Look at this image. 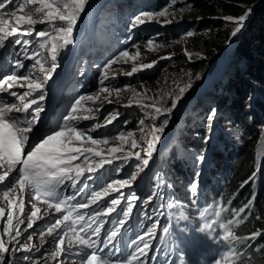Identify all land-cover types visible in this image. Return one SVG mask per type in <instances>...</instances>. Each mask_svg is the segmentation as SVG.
<instances>
[{
    "label": "rangeland",
    "instance_id": "rangeland-1",
    "mask_svg": "<svg viewBox=\"0 0 264 264\" xmlns=\"http://www.w3.org/2000/svg\"><path fill=\"white\" fill-rule=\"evenodd\" d=\"M105 1L90 0L86 13L82 14V20L78 23L75 31L74 43L63 49H58V67L53 73L52 79L45 85L46 98L42 102L43 111L39 115V123L30 135L28 144H35L44 132L54 128L60 116L67 112L69 106L78 96L89 94H99L101 99L97 103L89 102L87 104L88 107L94 110L95 120L81 121L78 125L81 130H91L93 124L103 123L104 118L110 113H119L118 118L112 124L90 131V134L96 138H103L115 137L121 132H134V138L139 139V121L145 119V112L138 107V104H150L152 101L148 97L167 96L169 93L174 94L178 87H183L191 82V88L184 94L183 99L174 109L171 116L168 117L169 123L164 131L159 134L160 140L156 144V151L153 153L149 164L142 170L136 171L137 179L130 188L122 190L126 194L135 193L139 197L138 200L133 202L134 206L130 217L134 218L137 223H144L150 219L152 221L150 228L154 225L156 226L155 233L145 238L150 244L151 250L146 257H141V259L145 261V264H170L171 257L169 254L161 251L160 255L156 256L158 238L155 234L167 226L170 227L171 223L173 229L179 230V224L172 214L177 202V195L188 193L190 197L194 198L198 195V191H201L202 183L205 185V191L212 188L215 184V181H213L215 174L213 165L212 167L207 165L209 155L212 152L213 157L219 153H223L224 157L226 155L231 156L237 150V147L245 145L246 134L243 133L239 125H235L232 130L228 129L230 128L231 116L235 117L239 109L224 111L223 113L226 117L222 121L218 119L219 110L215 114L216 120L215 118L212 120L208 119L210 111L205 114V119H202V116L197 118L192 116L189 121L184 119V115L190 111L194 99L196 97L200 98V96L209 91V88L204 90L203 88H197L199 82L197 77L200 78L202 75L200 73L197 74L193 70V63L204 58V54L200 50H192L190 48L192 36L200 32L195 27L206 18L202 14L197 13L195 5L190 0H127L118 2L112 10L103 7ZM141 1L149 3L150 8H142L133 12ZM16 8L10 7L4 11V18L14 21V17H8L6 13ZM129 11L133 12L131 16H129ZM162 11L166 12L165 16L158 15ZM140 13H154L157 15H154L150 22L130 30L132 18ZM22 14L17 11V15ZM85 17H87L88 25H86ZM35 30L52 31L48 25L39 23L35 25ZM17 38L21 41L31 42L27 49L29 52L39 50L43 56L48 57V48H40L39 45L42 40L34 34H20L9 37L5 41L4 46L0 47V69H3V71H0V78L11 74L13 71L20 75L27 74V69L32 64L31 60L24 59L21 55L24 45L14 44ZM149 40L153 41L151 50L149 49ZM185 49L193 54L191 60L184 55ZM124 50H128L133 54L137 50L141 52V55L135 61L136 65L153 61H157V63L150 69H143L132 76H126L123 72L131 70L132 62L127 64L121 62L113 66L114 69L118 70L116 78L108 79L102 85L100 83L102 66ZM169 56L171 59H161V57ZM16 60H23L25 68L16 69ZM212 61H215V57L212 58ZM57 77L60 78L56 79ZM62 81L66 83L62 84ZM55 86L56 97L58 96L59 100L55 102V107H53L55 111L48 113L52 87ZM126 86L130 87L124 90ZM102 87L119 88L121 91L118 96L113 91L109 97L111 100V103H109L108 100L104 99L108 94L100 92ZM12 90L18 93L24 91V89L18 87ZM133 90L137 93L144 92L146 95L143 97L134 95ZM0 97L8 98L9 102L15 99L6 92H0ZM129 104L131 106H128ZM206 104L213 107L215 105V97L213 96ZM203 107H197L196 113L200 112ZM96 109H99V111H95ZM183 121L187 127H190L191 133L188 132L185 135L184 131L181 130L180 127ZM155 122L159 123L160 121ZM151 123V120H146V124ZM188 123H197L198 126L191 128L192 125H187ZM253 125L258 136L256 152L259 169L264 162V126L261 125V122ZM199 128L205 130V135L202 136L204 137L202 138L204 142L202 150L206 155V160L196 163V156L200 154V150L195 145L196 142L192 141V138L195 137L196 141L199 139L200 135H197L198 132H194V130H199ZM191 142L192 144L190 145ZM115 144H119V141L110 140L108 145L100 147L106 149ZM136 151H140V149H136ZM142 155H144L143 152ZM96 159L99 160L98 157ZM219 160H221V157L217 162ZM137 163L139 162L134 157L131 161L123 163L119 160L113 161L111 165H105L102 169H97L94 174H91V178H82L76 188H73L70 182H66L67 186L64 189L69 192L70 196L75 195L76 199L72 203L84 202L93 191L105 188L112 181L129 178ZM197 173H199L198 176L196 175ZM258 174L259 171L257 172ZM89 175L85 173V177ZM187 175H192L189 181L185 178ZM209 176H212L210 181ZM194 181L197 182V185L198 183L200 185L195 193L190 189V185ZM6 186V184L0 185V191ZM153 193H158V195H153ZM119 195L120 193L112 192L108 197L103 198L98 204L92 205L90 208H95L96 205L103 208L110 203L111 199L118 198ZM149 197H151V201L146 202ZM5 204L6 202L0 199V206H5ZM38 206L45 207L40 204ZM127 207L128 203L124 201L118 206L117 212L113 214L122 218L121 213ZM216 208L212 207L203 211V215H201L203 218L202 227H204L205 223L217 220L214 215ZM60 215L55 214L54 210H49L48 214L35 222L33 228L28 229L26 223L21 224L19 226L22 230L21 236L17 238L19 244L36 245V247L31 251H10L6 254L5 264H60L61 260L63 264H73V261L78 259L74 254V250L57 259H52L49 255L55 247V242L52 237L46 234L45 230ZM5 223L6 221L0 220V227ZM213 229L216 232L220 231L218 223L213 224ZM41 233H44L43 238L46 241L43 245H41ZM143 233V230L140 231L139 236ZM192 235L196 239V246L191 248V250L194 249L193 253L191 252L190 255L184 254L188 260L192 257L188 264H212L210 262L213 258L216 255L218 258L219 252L224 250L223 244L214 242L215 232L209 233L206 231L202 233L198 229H194ZM29 236L32 237L31 240H28ZM17 247L18 245L14 242L10 244L12 249ZM132 250L126 247L124 252L116 253L115 259L120 260L122 257H126ZM25 256L28 257L27 260L24 259Z\"/></svg>",
    "mask_w": 264,
    "mask_h": 264
},
{
    "label": "snow or ice",
    "instance_id": "snow-or-ice-1",
    "mask_svg": "<svg viewBox=\"0 0 264 264\" xmlns=\"http://www.w3.org/2000/svg\"><path fill=\"white\" fill-rule=\"evenodd\" d=\"M12 3L13 0H0V10L7 9ZM89 3L90 0H16L17 8L6 13L8 17H14V21L4 18L5 12L0 11V47L4 46L9 37L34 34L42 40L39 47L48 48V57H45L39 50L33 52L27 50L30 41L15 39V45H24L21 55L24 59L31 60L32 64L27 69V74L20 75L13 71L0 78V92H6L15 98L12 102L0 100V185H7L0 191V199L6 202L5 206H0V220L6 221L0 227V264H5L6 254L10 251H31L36 247V245L19 244L17 238L22 232L19 226L26 223L28 229L33 228L35 222L48 214L49 210H54L55 214H61L45 230L55 242L54 249L49 253L52 259L62 257L74 250L78 259L74 260L73 264H145L141 257H146L151 250L145 237L155 233V225L148 228L137 239L130 241L133 250L123 260H113V255L121 252L119 244L120 237L123 236L122 227L130 218L133 202L139 199L135 193L126 194L122 190L130 188L137 179L136 171L142 170L149 164L156 151V144L160 140L159 134L164 131L169 123L168 117L191 88V82L178 87L174 94L148 97L152 101L150 104H138V107L145 112V119L139 121V139L134 138V132H121L115 137L103 138H96L90 134V131L112 124L119 113H110L104 118L103 123L93 124L91 130H81L78 127L81 121L95 120L94 110L87 104L97 103L101 99L99 94H89L78 96L67 112L60 116L54 128L44 132L35 144H28L30 135L39 123V115L43 111L42 102L46 98L45 85L52 79L58 67V49L74 43L78 23L82 20V14L86 13ZM17 11L23 14L17 15ZM154 15L157 14H137L130 22V30L150 22ZM158 15L165 16L166 12L162 11ZM224 19L237 25L231 33L232 36H236L241 31L246 16H228ZM37 23L48 25L52 31H36ZM148 44L151 50L153 41L149 40ZM140 55L139 50L134 54L124 50L109 59L102 66L100 83L103 85L106 80L115 79L118 70L113 66L121 62L124 64L132 62L131 70L123 72L126 76H132L143 69H150L157 63L153 61L136 65L135 61ZM184 55L189 60L193 58V54L187 49L184 50ZM161 59H171V57H161ZM15 68L24 69L23 60H16ZM16 87L24 91L20 93L13 91L12 89ZM128 87L130 86H126L124 90ZM113 91L118 96L121 89L108 87L100 89V92L108 94L104 99L109 103H111L109 97ZM133 93L141 97L146 95L144 92L137 93L135 90ZM95 111L98 112L99 109ZM215 114L214 110L210 111L208 119L212 120ZM146 120H151L152 123L146 124ZM110 140L119 141V144L106 149L100 147L108 145ZM97 157L99 160L96 159ZM133 157L139 163L135 165V170L130 173L129 178L112 181L102 191H93L84 202L72 203L76 199L75 195L61 196V189L67 186L66 182H70L71 186L76 188L82 178H91V174H94L97 169L111 165L116 160L121 163L131 161ZM202 160L201 152L197 154L195 162L200 163ZM85 173L90 175L85 177ZM196 175L198 176L199 173ZM254 178L253 174L249 180L242 182L240 187H244ZM197 187L195 181L190 185L193 193L197 191ZM112 192L120 193V195L118 198L111 199L105 207L93 212L83 214L80 212L81 209H88L98 204ZM124 201H127L128 207L122 211V218L111 221L114 227L109 229L101 240L100 234L105 222L103 218L116 213L118 206ZM150 201L151 197L146 200V202ZM38 204L45 207L42 208ZM220 204L221 202H217V208L214 211L217 220L205 223L204 227L198 231L215 232L214 242L224 245V250L219 252L218 258L212 264H238L243 254L237 251V243L244 244L246 241L255 240L262 233L260 230H254L247 236L240 237L232 228L234 223L237 226L247 223L249 215L247 209L251 206V201L239 210L230 208L231 200L227 201L228 206L221 207ZM222 211H231L236 219H229L226 223L220 222ZM217 223L220 230L218 232L213 229V224ZM93 224L97 226L93 227ZM169 231L168 227L163 229L165 234ZM43 237L44 233H41V245L46 243ZM31 239L32 237L29 236L28 240ZM13 242L18 245L15 249L10 248ZM24 259L27 260L28 257L25 256ZM179 261L180 264H188L183 253L180 254ZM60 264H63L62 260Z\"/></svg>",
    "mask_w": 264,
    "mask_h": 264
},
{
    "label": "trees",
    "instance_id": "trees-1",
    "mask_svg": "<svg viewBox=\"0 0 264 264\" xmlns=\"http://www.w3.org/2000/svg\"><path fill=\"white\" fill-rule=\"evenodd\" d=\"M124 1L127 0H106L103 7L112 10L118 2ZM190 2L195 5L197 13L206 18L195 27L200 32L192 36L190 48L200 50L204 54V58L193 63V70L202 75L197 88L203 90L209 88V91L194 99L184 119L189 121L192 116L194 118L202 116L203 119L205 114L215 109L216 114L218 110L220 111L218 119L222 121L226 117L224 111L239 109L235 117L231 116L228 129L232 130L235 125H239L246 134V140L245 145L237 147L231 156L224 157L223 153H219L213 157L211 152L207 165L211 167L213 165L214 186L205 191V185L202 183L201 191L199 190L194 198L188 193L178 194L172 214L179 224V231L193 234L194 229L202 227L203 211L217 207V202H221L220 206L225 207L228 206L227 201L231 200L230 208L239 210L251 201V206L247 209L249 213L247 223L241 226L234 223L232 228L240 237L247 236L254 230H260L262 234L244 244L237 243V251L243 254L238 264H264V162L258 169L256 152L258 136L253 125L261 122L264 126V0H190ZM10 7H17L16 0L8 5V8ZM142 8H150L149 3L141 1L133 12ZM133 12L129 11V16ZM241 15H245L246 20L241 31L232 36L231 33L237 25L227 22L224 18ZM213 57L215 61H212ZM213 96L215 105L210 107L211 105L206 103ZM197 107L203 108L196 113ZM214 118L216 120V117ZM184 121L180 128L186 135L188 132L191 133V129ZM187 125H192L191 128L198 126L197 123ZM195 131L201 138L196 141L193 137L192 141L196 142L200 153H203L202 136L205 135V130L199 128ZM205 157L203 153V160H206ZM220 157L221 160L217 162ZM253 174L255 178L244 187H240L242 182L249 180ZM191 176L187 175L185 178L189 181ZM210 180L212 176H209ZM102 190L103 188H100L96 191ZM229 219L235 220L236 217L231 211H222L219 221L226 223Z\"/></svg>",
    "mask_w": 264,
    "mask_h": 264
},
{
    "label": "bare ground",
    "instance_id": "bare-ground-1",
    "mask_svg": "<svg viewBox=\"0 0 264 264\" xmlns=\"http://www.w3.org/2000/svg\"><path fill=\"white\" fill-rule=\"evenodd\" d=\"M85 21H86V25H88V22H87V17H85ZM0 71H3V69H0ZM60 77H57L56 79H59ZM66 82L65 81H62V84H65ZM55 88H56V86L55 87H52V91H51V98H50V104H49V109L47 110L48 111V113H51V112H53V111H55L54 109H53V107H55V102L57 101V100H59L57 97H56V90H55ZM58 89V88H57ZM59 108H61V107H59ZM58 108V109H59ZM96 208H100V206L99 205H96L95 206ZM135 222V219L134 218H132V217H130L128 220H127V222H126V224L125 225H130V224H133ZM147 223L149 224V226H152L151 224H152V221L150 220V219H148L147 220ZM164 229V228H163ZM163 229H161V230H159V232H162L163 231ZM197 261V260H196ZM192 262V261H191ZM196 263V262H195Z\"/></svg>",
    "mask_w": 264,
    "mask_h": 264
}]
</instances>
